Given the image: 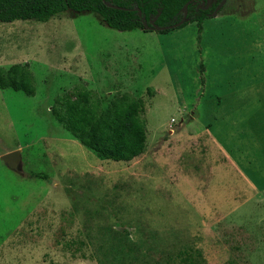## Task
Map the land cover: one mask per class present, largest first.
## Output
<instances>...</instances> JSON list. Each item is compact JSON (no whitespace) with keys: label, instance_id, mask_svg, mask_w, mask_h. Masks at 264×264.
Instances as JSON below:
<instances>
[{"label":"rangeland","instance_id":"374dc122","mask_svg":"<svg viewBox=\"0 0 264 264\" xmlns=\"http://www.w3.org/2000/svg\"><path fill=\"white\" fill-rule=\"evenodd\" d=\"M202 26L125 32L72 11L0 23V69L28 66L35 87L0 89V264H264V0H226ZM253 82L246 165L223 96ZM80 88L103 108L143 100V154L102 159L59 125L56 101ZM15 150L20 172L1 159Z\"/></svg>","mask_w":264,"mask_h":264},{"label":"trees","instance_id":"16d2710c","mask_svg":"<svg viewBox=\"0 0 264 264\" xmlns=\"http://www.w3.org/2000/svg\"><path fill=\"white\" fill-rule=\"evenodd\" d=\"M106 1L129 10L107 7L103 0H0V23L18 20L47 22L72 11L75 14L94 13L104 25L114 30H146L142 17L148 23L155 19L161 27L176 24L183 18L181 10L190 0ZM199 1L189 5L187 21L180 28L195 23L201 31L203 22L215 16L222 0L210 8H198ZM136 8L140 9L142 17H139ZM33 80V73L26 65L0 69V89H12L33 96ZM51 111L64 130L102 159L130 162L145 151L147 129L142 118L145 104L142 99L128 93L114 98L103 108L98 97L80 88L76 100L68 96L60 97Z\"/></svg>","mask_w":264,"mask_h":264},{"label":"crops","instance_id":"0c3cea01","mask_svg":"<svg viewBox=\"0 0 264 264\" xmlns=\"http://www.w3.org/2000/svg\"><path fill=\"white\" fill-rule=\"evenodd\" d=\"M225 98V102L223 105L224 107V120L227 122H231V127H237L242 129L240 132H229V135L234 136L235 135V142L240 144L242 146V149L244 148V153H242L243 156L242 160L247 163V151L251 149V145H253L252 150L255 151V142H250L252 140H247L246 136L247 130L248 133H251L254 135V120H255V112L259 106L260 98H261V90L259 88H256L255 82L249 84L247 87H240L236 88V90H230L226 96H223ZM221 99L219 101L218 98H212L213 102L219 104L224 101V99ZM196 107V106H195ZM196 108H194V114L195 118L197 120V112L195 113ZM217 116L212 117L213 121L217 120ZM216 125V123H214ZM225 125V124H224ZM218 127V125H216ZM215 126V127H216ZM255 136H253L254 141ZM258 151L260 150L259 143L257 144ZM255 166V165H254ZM261 173V171L259 172ZM253 174H256L255 172Z\"/></svg>","mask_w":264,"mask_h":264},{"label":"water","instance_id":"95a60500","mask_svg":"<svg viewBox=\"0 0 264 264\" xmlns=\"http://www.w3.org/2000/svg\"><path fill=\"white\" fill-rule=\"evenodd\" d=\"M196 1H198V0H190L184 5V7L181 10V12L183 13V18L181 19L180 22L173 24V25L165 26V27H161V26L157 25L155 22V19L150 20V22L148 23V21H146L145 18L142 17V13H141L140 9L136 8L135 10L138 12L139 17H142L143 26L146 30L154 31V32H164V31H169V30H174V29L180 28L187 21L189 5L196 2ZM103 2L107 7L113 8L115 10H120V11H128L129 10V9L117 6V5L110 4L106 0H103ZM225 2H226V0L221 1L219 6L217 7V9L215 10V15L222 8V6L225 4ZM1 159L6 164V166L9 167L11 170L20 172V164H21L20 150H15V151L9 152V153L3 155L1 157Z\"/></svg>","mask_w":264,"mask_h":264},{"label":"flooded vegetation","instance_id":"af4514ba","mask_svg":"<svg viewBox=\"0 0 264 264\" xmlns=\"http://www.w3.org/2000/svg\"><path fill=\"white\" fill-rule=\"evenodd\" d=\"M198 1H199V0H198ZM201 1H203V2H204V1L207 2V0H200L199 3H200ZM216 3H217V1H216ZM220 3H221V2H220ZM214 4H215V3H214ZM214 4H212V5H214ZM212 5H211V6H212ZM211 6H210V7H211ZM210 7H208V8H210Z\"/></svg>","mask_w":264,"mask_h":264}]
</instances>
